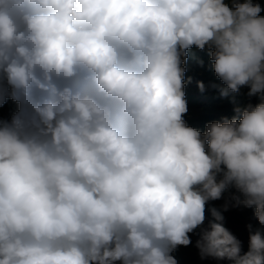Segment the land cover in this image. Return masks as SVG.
<instances>
[{
  "label": "clouds",
  "instance_id": "9594fccd",
  "mask_svg": "<svg viewBox=\"0 0 264 264\" xmlns=\"http://www.w3.org/2000/svg\"><path fill=\"white\" fill-rule=\"evenodd\" d=\"M193 48L246 101L203 130L184 118ZM181 249L264 264V0H0V264Z\"/></svg>",
  "mask_w": 264,
  "mask_h": 264
},
{
  "label": "rangeland",
  "instance_id": "374dc122",
  "mask_svg": "<svg viewBox=\"0 0 264 264\" xmlns=\"http://www.w3.org/2000/svg\"><path fill=\"white\" fill-rule=\"evenodd\" d=\"M211 64L206 52H200L195 48L190 50L186 79L190 77L191 81L185 87V99L189 111L184 118L190 126L200 130H203L204 126L213 120L238 115L233 109L237 106L242 107L246 102L243 95L230 92L226 97L221 95V90L225 88V85L215 76ZM197 82L204 84L203 91L197 86ZM226 215L227 226L245 241L246 246L247 233L244 225L251 218V210L233 211ZM176 255L180 264H199L195 249H181Z\"/></svg>",
  "mask_w": 264,
  "mask_h": 264
}]
</instances>
